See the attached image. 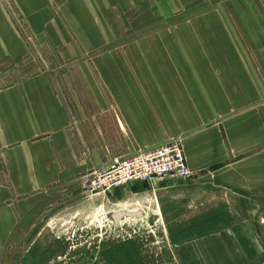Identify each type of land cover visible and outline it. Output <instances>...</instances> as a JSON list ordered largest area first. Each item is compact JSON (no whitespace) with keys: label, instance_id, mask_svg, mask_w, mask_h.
Listing matches in <instances>:
<instances>
[{"label":"rangeland","instance_id":"1","mask_svg":"<svg viewBox=\"0 0 264 264\" xmlns=\"http://www.w3.org/2000/svg\"><path fill=\"white\" fill-rule=\"evenodd\" d=\"M36 76L68 103L140 105L178 135L192 179L148 181L149 199L119 204L110 194L131 184L95 200L33 193L25 220L10 217L0 183V264H264V166L231 182L243 168L201 166L215 150L199 141L251 122L252 152L264 149V0H0V87Z\"/></svg>","mask_w":264,"mask_h":264},{"label":"crops","instance_id":"2","mask_svg":"<svg viewBox=\"0 0 264 264\" xmlns=\"http://www.w3.org/2000/svg\"><path fill=\"white\" fill-rule=\"evenodd\" d=\"M29 2L35 6L33 1ZM258 85L255 102L264 104V80L260 79ZM250 90L252 84L246 88L251 93ZM67 99L70 103L66 97L57 95L51 82L43 77L24 78L0 87V166L3 173L0 183L4 184L3 194L9 203L11 218L14 214L20 215V220L28 218V212L37 205L28 200L29 194L47 196L64 190L76 194L81 188L80 178L87 172L106 168L114 160L129 158L139 151L165 146L178 136L157 131L148 117L141 118L140 105H127L133 101L122 96L117 101L119 106L105 96L98 98L89 94ZM130 107L132 112L128 111ZM228 124L213 127V130L209 128L201 134L199 141L214 145L215 151L210 160L200 165L228 170L243 168L229 178L231 182L243 181L251 173L248 168L264 166V149L255 154L253 142H248L258 126L251 122ZM175 180L167 179L158 184L162 186ZM148 186V182H135L132 188L115 190L110 197L118 204L133 202L137 197L149 199ZM176 195L169 194L168 198ZM229 196L233 200L229 204L234 207L235 197ZM244 196L260 197L259 194Z\"/></svg>","mask_w":264,"mask_h":264},{"label":"built area","instance_id":"3","mask_svg":"<svg viewBox=\"0 0 264 264\" xmlns=\"http://www.w3.org/2000/svg\"><path fill=\"white\" fill-rule=\"evenodd\" d=\"M181 179L191 180L192 173L184 164L177 143L136 154L126 159H117L109 166L87 172L80 178L86 200L106 196L113 190L137 181Z\"/></svg>","mask_w":264,"mask_h":264}]
</instances>
